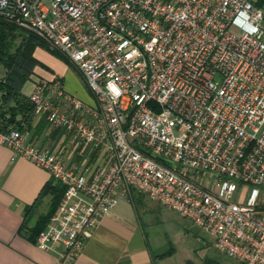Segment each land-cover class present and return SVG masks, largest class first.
Wrapping results in <instances>:
<instances>
[{
  "label": "built area",
  "instance_id": "built-area-1",
  "mask_svg": "<svg viewBox=\"0 0 264 264\" xmlns=\"http://www.w3.org/2000/svg\"><path fill=\"white\" fill-rule=\"evenodd\" d=\"M0 19L64 55L94 99L42 78L27 96L33 117L66 130L80 166L0 129L13 158L64 186L34 243L55 264H72L130 190L189 220L237 264H264V9L252 0H0ZM237 188L249 189L247 201L232 200Z\"/></svg>",
  "mask_w": 264,
  "mask_h": 264
},
{
  "label": "crops",
  "instance_id": "crops-1",
  "mask_svg": "<svg viewBox=\"0 0 264 264\" xmlns=\"http://www.w3.org/2000/svg\"><path fill=\"white\" fill-rule=\"evenodd\" d=\"M252 2L264 9V0ZM37 50L48 52L62 61L63 65L70 67L43 47H36L33 57L39 64L33 68V72L20 88L23 96L27 97L32 92L35 81L42 78L57 80L63 90L75 94L87 104H94L91 93V100H88L79 89L71 87L69 76H62L41 63L37 59ZM0 67V81H3L6 71L3 66ZM82 79L84 80L83 76ZM21 132L27 135L31 143L45 149L49 155L60 154L66 165L80 166L82 163L81 158L70 151L64 128L53 129L44 118L33 117L28 126L22 125ZM50 179L48 172L25 158H13L11 150L0 144V264H55L56 255L38 248L30 239L27 230L47 210L48 197H43L36 203L32 218L26 228H23L26 209L36 202L41 189ZM167 211L174 213L144 195L128 191L110 213L100 219L72 264L163 263L175 252L174 239L178 230L173 219L167 217Z\"/></svg>",
  "mask_w": 264,
  "mask_h": 264
},
{
  "label": "trees",
  "instance_id": "trees-1",
  "mask_svg": "<svg viewBox=\"0 0 264 264\" xmlns=\"http://www.w3.org/2000/svg\"><path fill=\"white\" fill-rule=\"evenodd\" d=\"M36 47H43L67 65L74 68L70 61L61 53L50 50L38 37L24 34L12 24L0 19V65L6 71L5 79L0 81V129L9 128L21 131L22 125L31 123L33 105L27 97L20 93V88L39 63L33 57ZM19 116V119L17 117ZM133 191V190H131ZM64 192V186L55 183L52 178L41 189L36 202L25 211L23 228L32 218L36 203L43 197L49 198L47 210L38 216L34 225L28 228L30 239L35 243L37 234L44 229L50 216L54 213Z\"/></svg>",
  "mask_w": 264,
  "mask_h": 264
},
{
  "label": "rangeland",
  "instance_id": "rangeland-1",
  "mask_svg": "<svg viewBox=\"0 0 264 264\" xmlns=\"http://www.w3.org/2000/svg\"><path fill=\"white\" fill-rule=\"evenodd\" d=\"M36 54L37 59L49 67L52 71H56V73L62 76H69L68 82L71 87L79 89V91L84 94L88 100H91V92L87 88L86 84H84L85 82L82 79V75L75 67L73 68L71 66L67 67L63 65L62 61L56 59L43 50H37ZM1 69L2 68L0 67V71ZM64 91L67 94L80 99L75 94H71L66 90ZM248 197L249 189L237 188L232 195V200L247 201ZM167 212V217L173 219L174 223H176L178 227V230L174 239L175 252L171 258L165 260L161 264H237L234 259L220 252L215 247L214 240L210 235L194 226L189 220L170 211ZM157 229L161 231L160 228Z\"/></svg>",
  "mask_w": 264,
  "mask_h": 264
}]
</instances>
